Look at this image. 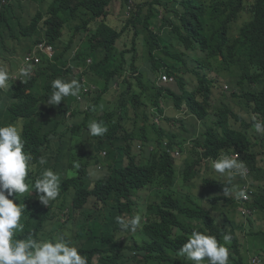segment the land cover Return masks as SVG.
<instances>
[{
    "label": "trees",
    "instance_id": "obj_1",
    "mask_svg": "<svg viewBox=\"0 0 264 264\" xmlns=\"http://www.w3.org/2000/svg\"><path fill=\"white\" fill-rule=\"evenodd\" d=\"M39 1L42 2L41 9L33 15L29 14L28 18L16 16L12 11L0 14L3 18L0 19V55L13 56L23 47L34 45L43 38L57 49L54 57L57 61L43 59L30 80L17 86L14 107L7 110L3 121V112L0 109V125L9 123L8 119L24 117L33 165L39 168L51 167L61 175V191L56 201L45 209L37 200H33V205L48 225L45 238L65 235L78 247L81 254L87 257L88 264H92L95 255L98 256L99 264H192L179 253V249L193 230L214 235L219 243H224L223 234L229 233L232 236L226 245L229 248V264H248V256L245 254L248 250H241L244 243L240 233L245 229L246 234L251 237L263 235L264 238L263 226L256 231L253 226V216L258 215V211L264 213V135L258 137L253 128V117L264 121V0H208L213 3L216 11L224 15L219 28L209 32L206 31L204 19L207 0H181L178 9L170 10L176 19V22H171L170 30L163 35L150 29L146 30L149 52L157 50L149 64L153 77H157L163 69L168 73L177 71L174 65H168L167 69V61L162 55H170L169 49L173 40L186 47L206 50L211 57L221 56L226 65L236 64L240 67L242 79L261 85L257 92L249 93L246 110L249 120L243 119L241 130L231 128L225 116L221 114L216 128L207 131L203 145L205 158H215L222 152H237L239 159H242L249 169V181L254 189V197L250 203L252 213L247 217L241 215L246 223L234 222L228 216L227 210L233 212L236 209V200L233 196L224 194L223 186L228 184L227 179L223 181L221 178H209L206 181L207 188H204L206 196L201 193L194 194V191L189 189L188 192H179L175 196L159 192L155 198L146 197L143 205L146 221L141 228L148 239H144L140 244L120 242L116 245L113 236L121 230L115 218H126L127 215L131 218L134 215V196L137 192L150 187L171 188L176 185L175 173L169 168L167 158L153 167L137 165L131 156L127 165L122 164L123 155H129V145L126 143L123 146L129 137L128 128L124 125L125 115L129 112V98L144 95L151 89L162 91L164 88H157L150 78L151 87L139 81L143 91L133 90L126 72L136 70L134 60L137 50L135 47L131 49L136 45L135 41L129 48H126V44L122 45L119 51L120 61L113 69L103 70L104 65L111 61L114 43L124 35L123 30H117L104 20L98 21V18L105 15V8L111 0H49L46 10V0ZM156 3L161 2L156 0ZM165 7L168 9L167 5ZM243 11L249 14L250 19L241 26L235 37H230L227 33L229 24L235 22ZM81 12H84V16H81ZM134 14L135 10L132 17ZM140 20L141 12L137 11V16L127 19L126 23H136ZM66 25L73 30L68 42L62 40ZM81 35L82 42L79 43V50L72 60L74 66L84 67L83 73L77 76L78 81L85 76L88 82L100 85L101 79L104 78L101 90V93H104L113 82L122 78V90L116 106L112 110L100 107L102 94L98 93L96 98L91 99V104L84 112L79 110L76 98L71 96L66 97L57 106L44 105L39 108V102H46L52 92L51 81L63 73L59 64L67 63L74 39ZM127 54L131 56L127 57ZM88 58L93 60L89 66ZM70 71L69 68L66 73ZM198 78L197 90L188 93L184 99L177 97L175 105L179 107L185 100L191 110L198 111L205 117L210 105L211 91L207 74H198ZM26 89L30 92L26 93ZM51 111H54V117L50 124L40 122L36 118L40 112L49 114ZM68 111L71 113L69 119L83 117L68 126L65 121ZM90 119L103 121L107 127V133L101 137L96 148L108 141L113 149L106 157L112 162L103 178L96 180L91 188H81L84 168L79 170L80 175L77 178H68L61 159H47V164L40 167L39 158L47 156L51 141L59 146L58 150L64 155L67 148L70 147L68 152L73 150L71 144L78 137L82 136L87 140L89 132L86 127ZM52 124L54 128L50 127ZM250 127L253 128L252 137ZM258 145L261 148H257ZM231 183L236 190L240 189L242 184L239 179H233ZM72 188L76 190V194L73 197V206H68ZM54 207L59 211L69 208L68 218L63 223L58 220L51 224ZM41 229L45 227L41 226ZM263 245L264 243L261 244L258 254L264 261ZM124 249L137 253L130 257L123 252ZM132 259L137 261L131 263Z\"/></svg>",
    "mask_w": 264,
    "mask_h": 264
},
{
    "label": "clouds",
    "instance_id": "obj_2",
    "mask_svg": "<svg viewBox=\"0 0 264 264\" xmlns=\"http://www.w3.org/2000/svg\"><path fill=\"white\" fill-rule=\"evenodd\" d=\"M158 1L161 3L157 4L156 0H111L105 8V15L98 18V21L104 20L107 24L124 32L122 38L117 39L114 43L111 61L104 65L103 70L113 69L120 61L119 51L122 45L126 44V48H129L135 41L136 45L131 49L135 47L137 50L134 60L136 70L126 72V77L131 82L133 90L143 91L139 81H142L143 85L151 87L150 78L155 82L157 88H164L162 91L151 89L144 95L129 98V112L128 115H125L124 120L129 137L123 143V146L126 143L129 145V155H123L122 164L127 165L129 156H131L137 165L153 167L159 164L162 159L167 158L169 168L174 170L176 182V185L171 188L150 187L151 189L145 188L137 192L134 196V199L136 198L134 215L131 218L129 215L126 218L121 216L115 218L121 231L116 232L113 236L114 245L120 242L140 244L144 239H148L141 228L146 221L143 212L146 200L142 202L140 195V192L144 191H148L145 199L148 196L155 198L159 192L163 195L173 194L175 196L179 192L184 193L188 189L187 185L194 191L201 182L202 191L197 190L194 193L206 196L204 188H207L206 181L209 178H221L223 181L227 179L228 184L223 186L224 194L235 198L236 209L238 205L239 212L243 217L252 213L250 203L253 201L254 189L249 181L250 171L243 160L239 159V153L222 152L215 158H205L203 145L207 131L210 128H216V122L220 119L221 114L225 116V120L231 128L241 130L243 119L249 120L246 113L249 93L257 92L261 85L252 83L248 79H242L240 67L236 64L226 65L221 56L211 57L206 50H201L199 47H186L173 40H171L169 49L170 55H162L167 61V69L168 65H174L177 71L168 73L163 69L157 77H153L149 64L157 54V50L153 49L149 52L146 30L150 29L160 35L170 30L171 22H176L174 14L170 10L178 9L181 0ZM48 2L49 0H46L44 10L47 9ZM165 5L168 6V9ZM41 7L42 2L39 0H0V14L12 11L16 16L28 18L29 14L33 15ZM204 8L206 31H215L219 28L224 15L220 14V11H216L213 3H209L208 0ZM134 10L135 14L132 17ZM137 11L141 12V20L127 24L126 20L137 16ZM245 14L247 19L241 21ZM81 16H84V12H81ZM110 17L118 19L117 23L113 24ZM0 19H3L1 15ZM249 19V14L243 11L235 22L229 24L228 35L235 37L241 25L248 22ZM211 21L216 23L215 27L211 25ZM238 22L239 24L233 27V24ZM69 25L71 27V24ZM70 27L66 25L63 29L62 40L64 42H68L73 35V30ZM235 27H237L236 33H233ZM66 33H69L67 39L64 37ZM82 38L83 35L75 37L66 64L58 61L59 68L63 73L51 81L52 92L46 102H39V108L44 105L57 106L66 97L71 96L76 98L79 110L84 112L91 104V99L101 93L104 78L101 79L100 85L88 82L85 76H82L78 81L77 76L83 73L84 67L74 66L72 60L79 50ZM117 50H119L118 54L115 53ZM57 52L53 44L42 38L34 45L23 47L13 56L0 55L2 121L7 110L14 107L17 86L26 84L34 75L35 69L42 64L43 59L52 61ZM130 56L131 54H127V57ZM92 63L93 60L88 58L87 66ZM233 67H238L239 73L236 87H231L229 84L232 91L228 95L226 89L229 88V85L223 82L228 79L223 76L230 75L233 72ZM69 68L71 71L66 73ZM205 73L209 80L211 93L210 105L207 107L208 113L202 117L198 111L191 110L185 100L179 107L175 105V101L177 97L184 99L188 93L195 92L199 86L198 74L202 76ZM121 81L122 78H118L106 92L101 93L100 107L112 110L116 106L122 90ZM227 83L229 82L227 81ZM29 92L30 90L26 89V93ZM198 99L202 100L201 97ZM165 109L171 110V113L166 112ZM169 114H173V116ZM70 115L71 113L68 111L65 116L68 126H72L74 121H80L83 117L77 116L74 119H69ZM53 117L54 111H51L49 114L40 112L36 118L40 122L50 124L53 122L51 120ZM253 121L256 134L258 137H262L264 121L255 117H253ZM8 122L0 125V264H88L87 257L82 255L78 247L65 235H57L52 239L45 238L48 225L45 224L33 205V200H37L45 209L56 201L61 191V175L51 167L39 168L33 165V158L29 154V133L25 131L26 119L16 117L8 119ZM50 127L54 128L53 124ZM86 128L89 132L88 139L84 140L80 136L71 144L73 150H76V154L73 150L68 152L69 147L63 155L58 150L59 146L51 141L50 148L47 149V156L39 158L40 167L47 164V159L49 161L61 159L68 178H77L80 175L79 170L84 168L85 175L81 188H91L96 180L103 178L112 162L106 156L113 147L108 141L104 145L101 143L99 148H96V144L108 129L103 121L91 119ZM253 128H249L251 137ZM119 153L117 159H119ZM91 161H93V167L105 169L106 173L101 176L102 172L99 169L89 172L88 167ZM207 167H210L211 173L206 172ZM233 179L241 180L240 189L236 190L232 187ZM75 194L76 190L72 188L67 202L68 206H73ZM68 211V207L63 211L54 207L52 209L54 218L50 221L51 224L58 220L63 223L68 218ZM259 213L261 212L258 211L257 214ZM41 226H44L45 229H41ZM231 239V234L225 233L223 234L224 243H219L214 235L193 230L187 241L180 247L179 253L192 264H229V248L226 245ZM123 252L130 257L137 253L130 249H124ZM254 257L259 258V256L252 258ZM252 258L249 260V264H252ZM94 260L98 262L97 255L94 256L92 264ZM136 261L132 259L131 263ZM260 262L259 258L258 263Z\"/></svg>",
    "mask_w": 264,
    "mask_h": 264
},
{
    "label": "rangeland",
    "instance_id": "obj_3",
    "mask_svg": "<svg viewBox=\"0 0 264 264\" xmlns=\"http://www.w3.org/2000/svg\"><path fill=\"white\" fill-rule=\"evenodd\" d=\"M247 19V15L245 14L244 16H243V18H242V20L241 21H243V20H246ZM117 20L118 19H113L112 17H110V21L113 23V24H116L117 23ZM211 23V25L213 26V27H215L216 26V23L214 22V21H211L210 22ZM239 24V22L236 24V23H234L233 24V27L236 25H238ZM241 25V24H240ZM239 25V26H240ZM242 26V25H241ZM236 29H237V27H235L234 28V30H233V33H236ZM231 32V31H230ZM68 36H69V33H66L65 35H64V37L67 39L68 38ZM118 49V48H117ZM118 51L119 50H117V52H115L116 54H118ZM145 52H146V50H145ZM116 60H118V57H116ZM116 60H114V62H116ZM232 70H233V72L230 74V75H224L223 76V78H227L228 80V82L229 83H227V81L226 80H224L223 82H224V84H230L231 85V87H236V79H237V75H238V73H239V69H238V67H233L232 68ZM233 73H235L236 75L234 76V75H232ZM189 79V78H188ZM230 85H229V88H227L226 90H227V94L228 95H230L231 94V91H232V88L230 87ZM166 110V109H165ZM166 112H168V113H171V110H166ZM170 116H173V114H169ZM257 148H261L260 146H257ZM73 152L76 154V150L74 149L73 150ZM93 161H91L90 162V165H89V167H88V171L90 172V171H92V170H94V169H99L97 166H95V167H93ZM178 167L180 168V164L178 165ZM211 167V166H210ZM210 167H207L206 168V172L207 173H211V169H210ZM101 172H102V175L101 176H103L105 173H106V170L105 169H99ZM92 179H96V178H94V177H91ZM187 190H186V192H188L189 191V189H190V186H188L187 185ZM195 189V188H194ZM202 191V186H201V182H200V184H199V187L197 188V189H195L194 191ZM147 193H148V191H144V192H140V195H141V201L142 202H144L145 201V196L147 195ZM194 193V192H193ZM195 194V193H194ZM229 213H228V216L231 218V220H234V222H237V223H239L240 221H244L245 222V218H243L242 216H241V214H240V212H239V208H238V205H237V209H235L233 212L232 211H230V210H227ZM261 216V217H260ZM257 217H259V218H257ZM253 219H254V222H253V226H254V229H255V231L258 229V228H260V226H263V230H264V213L263 214H261V213H259L258 215H255V216H253ZM246 223V222H245ZM243 229H244V227H243ZM240 237H241V240L243 241V243H244V246L241 248V250L242 251H245V249H247L248 250V252L246 253V251H245V254L248 256L247 257V260H248V264H249V260L253 257V256H259V258H261V260H262V262L261 263H259V264H264V261H263V258L258 254L259 252H260V248H261V244H263L264 242H262V239H264L263 238V235H261V236H259V237H251V236H249V235H247L246 234V232H245V229H244V231H242L241 233H240ZM264 246V245H263ZM93 264H98V262H97V260H94V262H93Z\"/></svg>",
    "mask_w": 264,
    "mask_h": 264
},
{
    "label": "built area",
    "instance_id": "obj_4",
    "mask_svg": "<svg viewBox=\"0 0 264 264\" xmlns=\"http://www.w3.org/2000/svg\"><path fill=\"white\" fill-rule=\"evenodd\" d=\"M251 262H252V264H256V263L259 262V258L258 257H254V258H252Z\"/></svg>",
    "mask_w": 264,
    "mask_h": 264
}]
</instances>
